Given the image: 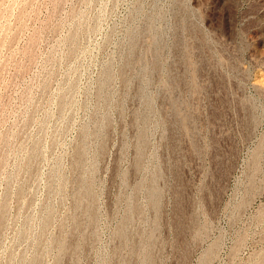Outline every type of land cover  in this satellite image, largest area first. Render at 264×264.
<instances>
[{
	"label": "rangeland",
	"instance_id": "obj_1",
	"mask_svg": "<svg viewBox=\"0 0 264 264\" xmlns=\"http://www.w3.org/2000/svg\"><path fill=\"white\" fill-rule=\"evenodd\" d=\"M0 264H264V0H0Z\"/></svg>",
	"mask_w": 264,
	"mask_h": 264
},
{
	"label": "bare ground",
	"instance_id": "obj_2",
	"mask_svg": "<svg viewBox=\"0 0 264 264\" xmlns=\"http://www.w3.org/2000/svg\"><path fill=\"white\" fill-rule=\"evenodd\" d=\"M27 57V56H26Z\"/></svg>",
	"mask_w": 264,
	"mask_h": 264
}]
</instances>
